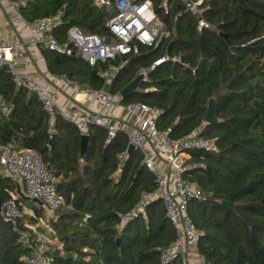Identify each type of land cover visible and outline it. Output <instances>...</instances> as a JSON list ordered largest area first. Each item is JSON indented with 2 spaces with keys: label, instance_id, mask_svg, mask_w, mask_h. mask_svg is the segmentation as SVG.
<instances>
[{
  "label": "trees",
  "instance_id": "obj_1",
  "mask_svg": "<svg viewBox=\"0 0 264 264\" xmlns=\"http://www.w3.org/2000/svg\"><path fill=\"white\" fill-rule=\"evenodd\" d=\"M13 1L26 22L61 10L60 24L53 31L60 40L69 26L108 34L109 13L91 0ZM149 1L170 31L158 46H139L138 54L92 67L77 54L42 50L48 71L66 74L80 87L100 89L104 80L97 72L127 59L109 85L110 92L119 94L138 69L151 67L167 54L123 102L160 108L157 129L168 130L170 139L196 130L215 140L217 151L191 153V161L204 164L189 172L204 196L188 210L202 233L197 251L208 264H264V0H203L208 7L203 16L210 27L200 30L183 0H167V13L160 6L162 0ZM0 93L12 106L8 116L0 113V144L37 151L64 201L53 222L63 250L54 264H158V250L174 239L158 202L148 206L146 220L137 217L117 227V214L131 209L141 192L154 188L151 178L144 179L148 173L135 151L118 180L112 179L116 157L127 147L126 136L118 132L106 143V130L92 126L80 154V136L62 116L56 134L47 137V119L39 102L13 85L5 67H0ZM211 100L212 125L204 121ZM6 186L9 182L0 176V202L6 199ZM223 200L234 209L226 211ZM24 252L10 224L0 218V264H25Z\"/></svg>",
  "mask_w": 264,
  "mask_h": 264
},
{
  "label": "built area",
  "instance_id": "obj_2",
  "mask_svg": "<svg viewBox=\"0 0 264 264\" xmlns=\"http://www.w3.org/2000/svg\"><path fill=\"white\" fill-rule=\"evenodd\" d=\"M202 1L183 0L186 10L195 16L199 30L210 27L203 16L208 7ZM91 2L109 13L105 21L108 34L85 33L77 26H69L65 30L66 39L60 40L53 33L60 24L62 11L59 10L53 15L25 23V29L31 35L25 45L0 41V67L6 68L16 88L36 97L46 115L48 138L56 134L58 117L62 116L56 101L61 91L71 92L74 107L81 111L78 113L75 109L64 118L80 134H88L92 126L100 127L106 130L107 143L118 132L123 133L128 145L133 146V151L140 153V163L153 175L155 187L141 192L131 209L117 214V227L120 229L137 217L146 220L148 206L158 202L174 231L172 242L158 250V264H168L177 259H180L181 264H208L196 250L202 233L195 227L188 212L191 203L204 199L202 190L189 179V172L195 168L203 169L204 164L189 159L193 151H217L215 140L197 135L196 130L187 136L170 139L168 130L157 129V120L163 113L160 108L138 101L125 103L119 94L110 92L112 79L125 66L127 59H121L116 65H109L97 72L104 80L100 89L80 87L66 74H52L47 69L43 83H39L18 70L17 57L26 50L44 48L67 56L77 54L92 67L97 63L109 62L117 56L138 54L139 46L156 47L170 35L149 0ZM160 6L165 13L168 12L167 0H162ZM166 59L167 54H164L151 67L138 69L137 75H143L142 82L147 81V74L154 66ZM26 63L30 65L28 56ZM88 101H94L95 108L82 111ZM108 108L119 109L121 115L112 117L106 114ZM11 111L12 106L0 93V113L8 116ZM128 156L127 149L118 153L112 179L118 180ZM0 176L9 182V186L4 188L6 199L0 202V218L10 224L17 243L25 249L21 259L25 264H54L56 254L63 252L53 226L56 214L63 205L56 190L55 179L45 168L37 151L31 147L16 149L10 142L0 144ZM33 201L43 207V216L40 218H36L33 211L26 208L25 203ZM30 219H37V224ZM192 252L193 263L190 261Z\"/></svg>",
  "mask_w": 264,
  "mask_h": 264
},
{
  "label": "crops",
  "instance_id": "obj_3",
  "mask_svg": "<svg viewBox=\"0 0 264 264\" xmlns=\"http://www.w3.org/2000/svg\"><path fill=\"white\" fill-rule=\"evenodd\" d=\"M13 3H15V4H13ZM25 23H26V21L23 19V17L18 12L17 3L15 1H13V0H0V41H3L5 43H10V44L16 43V44H20V45H25V43L29 42V40L31 38L30 33L25 29ZM65 37L66 36H65V31H64V38L63 39H66ZM42 50H46V49L40 48L39 50H36V51L26 50V51H23V53L19 54L17 57L19 72H21L23 74H28L30 76V78H32L34 81H37L39 83H43L44 72L46 69L48 70L44 56H43V53H42ZM26 56H28L30 59V65H28L26 63ZM41 58H43V61H41ZM136 76H137V73H136ZM70 94H71V92H69V91H61L56 98L57 104L60 108V113H61L63 118L67 117L75 109L78 111V113L81 112L80 109H77L74 107V104L71 100ZM28 95H30V93H28ZM95 105H96V103L94 101H88V103L86 105H83L82 111L93 110L95 108ZM105 113L112 116V117L121 115V111L119 109H115V108H108V109H106ZM71 125H73V124H71ZM74 128H75V126H74ZM76 131L78 132L79 136L82 135V134H80V132L77 129H76ZM85 135H88V134H85ZM125 149H128V143H127V147ZM132 151H133V149H132ZM135 152L141 157L139 152H137V151H135ZM130 153H128V154L130 155ZM191 159H192V157L189 159V161H191ZM125 162H124V164H125ZM116 163H117V160H116ZM124 164H123V167H124ZM123 167H122V169H123ZM115 170H116V167H115ZM145 171L148 174L145 175L144 179L147 180V179L151 178V180L154 183L153 175L148 170L145 169ZM120 173H119V175H120ZM154 187H155V183H154ZM25 204H26V208L28 210L33 211V214L35 215L36 218H40L43 216V207L39 206V204H37L35 201L26 202ZM160 206L162 207L161 204H160ZM30 220L33 223L37 224V219H30ZM193 252L191 254V259H190L191 263L194 262L193 261L194 260ZM177 261H179L181 263L180 259H177Z\"/></svg>",
  "mask_w": 264,
  "mask_h": 264
},
{
  "label": "water",
  "instance_id": "obj_4",
  "mask_svg": "<svg viewBox=\"0 0 264 264\" xmlns=\"http://www.w3.org/2000/svg\"><path fill=\"white\" fill-rule=\"evenodd\" d=\"M110 12L113 11L112 8H110L109 10ZM224 38L226 37V35L221 34ZM154 68V67H153ZM142 77L143 75H137L135 76L134 79H132V81H130L123 89L120 90L119 95L121 97V100L123 101L124 99L130 97L133 95V93L139 88V86L142 83ZM204 121L207 124L212 125L215 122V118H214V113H213V101H209L208 103V107H207V111L206 114L204 116ZM88 135H81L80 136V154H83V152L85 151L87 144H88ZM133 149L132 145H128V153H130ZM221 206L228 212L232 211L233 205L230 202L227 201H221L220 202Z\"/></svg>",
  "mask_w": 264,
  "mask_h": 264
},
{
  "label": "rangeland",
  "instance_id": "obj_5",
  "mask_svg": "<svg viewBox=\"0 0 264 264\" xmlns=\"http://www.w3.org/2000/svg\"><path fill=\"white\" fill-rule=\"evenodd\" d=\"M62 201H63V199H62ZM63 204H64V201H63ZM62 207H63V206H62ZM60 210H61V209H60ZM60 210H59V211H60ZM59 211H58V212H59ZM178 262H179V261H177V263H178Z\"/></svg>",
  "mask_w": 264,
  "mask_h": 264
}]
</instances>
